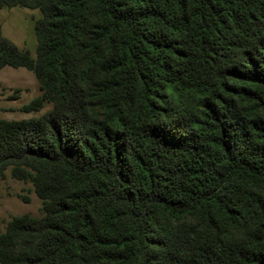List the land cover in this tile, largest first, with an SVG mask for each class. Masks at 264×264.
<instances>
[{"label": "trees", "instance_id": "1", "mask_svg": "<svg viewBox=\"0 0 264 264\" xmlns=\"http://www.w3.org/2000/svg\"><path fill=\"white\" fill-rule=\"evenodd\" d=\"M37 9L41 94L0 120V176L41 214L0 264H264V0H0ZM25 201L28 198H24Z\"/></svg>", "mask_w": 264, "mask_h": 264}, {"label": "rangeland", "instance_id": "2", "mask_svg": "<svg viewBox=\"0 0 264 264\" xmlns=\"http://www.w3.org/2000/svg\"><path fill=\"white\" fill-rule=\"evenodd\" d=\"M41 17L37 9L21 7L0 8V30L20 49L36 57L37 39L35 22ZM41 94L35 75L25 68L5 67L0 71V120H23L40 116L51 108L47 104L39 112L27 113L22 107ZM24 198H28L27 201ZM42 203L30 183L14 180L10 170L0 176V231L15 216H39Z\"/></svg>", "mask_w": 264, "mask_h": 264}]
</instances>
